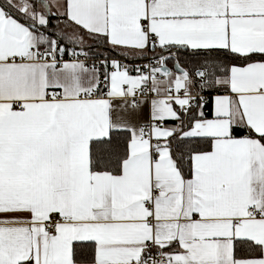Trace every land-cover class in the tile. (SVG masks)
Returning <instances> with one entry per match:
<instances>
[{
  "label": "snow or ice",
  "instance_id": "1",
  "mask_svg": "<svg viewBox=\"0 0 264 264\" xmlns=\"http://www.w3.org/2000/svg\"><path fill=\"white\" fill-rule=\"evenodd\" d=\"M0 264H264V0H0Z\"/></svg>",
  "mask_w": 264,
  "mask_h": 264
}]
</instances>
